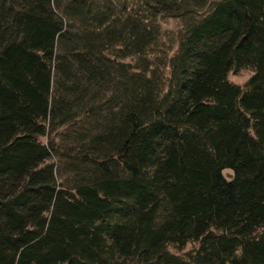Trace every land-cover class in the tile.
I'll list each match as a JSON object with an SVG mask.
<instances>
[{"label":"trees","instance_id":"trees-1","mask_svg":"<svg viewBox=\"0 0 264 264\" xmlns=\"http://www.w3.org/2000/svg\"><path fill=\"white\" fill-rule=\"evenodd\" d=\"M58 1L0 0V264H177L163 248L188 240L193 264H264V234L252 236L264 224V0H221L182 39L178 111L192 132L164 147L149 179L165 130L135 109L106 137L111 152L91 159L103 175L69 192L38 140L67 33ZM244 65L254 73L241 89L226 75ZM109 160L129 176L116 179ZM124 194L129 222L114 217ZM160 195L168 213L155 223Z\"/></svg>","mask_w":264,"mask_h":264},{"label":"rangeland","instance_id":"rangeland-1","mask_svg":"<svg viewBox=\"0 0 264 264\" xmlns=\"http://www.w3.org/2000/svg\"><path fill=\"white\" fill-rule=\"evenodd\" d=\"M159 1L59 0L53 4L67 33L58 44L59 57L52 61V107L44 122L45 134L38 140L48 147L47 162L68 192L79 183H95L103 175L91 159L111 152L106 137L126 125L125 117L132 110L142 112L145 124L162 123L165 130L153 134L156 157L142 168L146 179L161 160L164 147L181 132H192L178 111L177 97L183 89L180 43L221 0H166L165 5ZM253 73V67L244 65L229 70L226 80L245 89ZM106 163L116 179L129 176L115 161ZM120 198L114 217L129 222L132 199L125 194ZM167 213L160 195L154 222ZM262 234L264 224L252 232L255 237ZM198 249L195 240L169 241L163 256H174L177 264H193ZM138 258H128L127 264H143Z\"/></svg>","mask_w":264,"mask_h":264},{"label":"water","instance_id":"water-1","mask_svg":"<svg viewBox=\"0 0 264 264\" xmlns=\"http://www.w3.org/2000/svg\"><path fill=\"white\" fill-rule=\"evenodd\" d=\"M223 176H224L225 179H227V180H232V179H233V172H232L230 169L225 170V171L223 172Z\"/></svg>","mask_w":264,"mask_h":264}]
</instances>
